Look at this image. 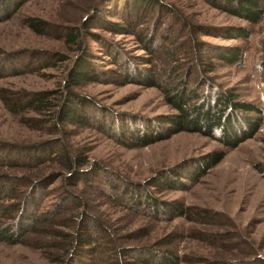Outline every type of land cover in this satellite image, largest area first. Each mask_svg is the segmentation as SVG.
I'll return each mask as SVG.
<instances>
[{
	"label": "rangeland",
	"instance_id": "rangeland-1",
	"mask_svg": "<svg viewBox=\"0 0 264 264\" xmlns=\"http://www.w3.org/2000/svg\"><path fill=\"white\" fill-rule=\"evenodd\" d=\"M117 1L27 0L10 19L0 22V69L8 72L0 78V152L3 151L0 153V178L6 175L3 180H37L57 174L56 181L45 189L48 191L41 205L42 211H54L64 202V194L59 189L61 180H68L70 174L61 167L60 157L51 154L43 157L48 159L42 163H29L19 158L11 160L5 156L7 149L1 144L21 147L44 141L50 144L65 142L74 153L85 154L91 163L83 168L88 183L79 184L76 190L81 203L84 202V213L102 222L117 244L168 247L182 257L183 263L206 259L264 264V114L259 131L236 148L224 147L213 137L188 131L144 147H128L113 138L116 126L128 124L134 130L158 115L175 112L156 87L106 82L75 86L73 89L91 102L89 112L93 124L88 126L54 123L48 111L36 112L25 107L28 93L42 90L58 92L53 102L62 103L66 69L79 50L64 42L57 27L50 33L37 34L24 23V18L39 17L58 27L79 25L94 6L107 11L109 7H119L122 11V2ZM160 1L171 13L160 27L165 30L166 37L164 40L157 38L156 43L173 48L177 56L173 63L186 61L188 65L192 53L196 55L197 49L184 43L189 34L201 43L202 54L209 49L219 52L229 46H239L242 53L239 63L226 64L216 60L215 69L207 74L217 86L231 90L240 100L256 104L264 111V71L259 63L264 56V16L260 22L250 23L215 7L210 0ZM110 19L119 21L117 17ZM180 21L184 26L182 32L185 35L182 36L177 34ZM237 27L248 29L249 37L230 38L228 34ZM91 30L115 43L135 62H141L140 57L146 56L140 43L131 35L113 34L99 28ZM84 40L95 56L93 62L97 69L113 66L97 42L88 36ZM53 52L62 53L64 60H56L54 65L46 59ZM11 67L16 69L11 71ZM14 70L17 73H13ZM16 96L22 98L23 107L12 111L5 100H14ZM216 149L225 150L224 158L187 190H154L161 199H179L185 205L210 209L213 212L211 219L199 221L175 217L167 221L133 212L111 200L109 192L95 180L119 175L121 179L142 181L185 158H197ZM10 200L8 197L4 202ZM73 208L69 206L68 212H62L63 217L57 223L38 224L36 230L26 234L23 243L0 242V264H73L72 252H68L67 245L71 241V231L80 219L75 221L72 216H79L82 207L70 212ZM133 231H136L137 239H129L128 234ZM54 256L57 259H53ZM104 262L92 258L89 264ZM123 264L141 263L128 261Z\"/></svg>",
	"mask_w": 264,
	"mask_h": 264
},
{
	"label": "trees",
	"instance_id": "trees-1",
	"mask_svg": "<svg viewBox=\"0 0 264 264\" xmlns=\"http://www.w3.org/2000/svg\"><path fill=\"white\" fill-rule=\"evenodd\" d=\"M26 1L0 0V22L10 19ZM210 1L215 7L250 23H258L264 16L263 0ZM117 2H122V11L118 10L119 7H109L107 11L98 10L94 6L92 12L84 17L79 25L58 27L57 24L39 17L24 18V23L37 34L50 33L49 31L57 27L64 42L79 50L66 69L62 103L53 102L57 99L58 92L42 90L28 93V97L24 100L26 108L36 112L48 111L54 123L66 122L88 126L93 124V116L89 112L91 102L87 97L76 92L73 89L75 86L87 82L140 83L147 87L158 88L175 112L158 115L151 121L143 122L142 126L134 130H131L128 124L116 126L117 132L113 138L118 143L128 147H144L168 139L175 133L188 131L213 137L224 147L236 148L245 140L254 137L262 126L263 109L251 102L240 100L231 90L217 86L207 74L215 69L216 60L226 64L239 63L242 57L239 46H229L219 52L209 49L206 54H202L203 50L199 46L201 43L189 34L190 37L186 38L184 43H189L188 47L197 49L196 55L193 56L192 53L188 65L186 61L173 63L177 57L173 48L156 43L157 38L165 39V30L160 27L165 22L166 16L171 13L164 3L160 0H118ZM106 15L109 18H106ZM110 17H117L119 21L111 20ZM180 23L177 34L182 36L185 35L182 32L183 21ZM93 28L113 34L133 36L140 43L146 56L140 57L141 62H135L115 43L101 33L92 31ZM249 35L250 32L245 27H237L232 34H228L230 38L243 39L248 38ZM85 36L90 37L104 49L113 66L100 70L95 67L96 64L93 62L95 56L85 44ZM182 43L183 41L180 42ZM10 55L12 56L11 53ZM63 57L62 53L53 52L46 59H50L56 65V60L62 61ZM259 63L264 71V56ZM13 68H10L11 71ZM7 73L0 69V78ZM12 100H5L12 111L23 107L21 97L16 96ZM1 145L2 148L7 149V152H4L5 156L10 157L11 160L19 158L29 163L31 161L42 163L51 154L58 155L62 160L61 167L70 174L68 180H61L63 182L60 183L59 189L60 193L64 194L62 197L64 202L58 204L54 211L48 209L42 211L41 205L48 191L45 189L56 181L57 174L52 173L37 180L9 178L3 180L6 175L0 178V242L8 244L25 242L26 234L36 230L38 224L57 223L58 219L63 217L62 212H68L69 210L66 209L71 206L74 208L70 212L75 209L78 211L77 208L82 207L79 216L76 218L72 216L75 221L77 218L80 219L72 229L71 241L67 245L68 252H72L73 264H89L92 258L105 261V264H123L128 261L141 264H250L245 261L225 262L206 259L196 262L185 260L183 263L182 257H178L168 247L119 245L102 222L84 213V202L81 203V197L77 195L79 184L88 183L87 177L84 176L86 170L83 169L89 164L85 154L74 153L69 145L61 141L52 144L44 141L21 147L7 143ZM225 154V150L216 149L197 158H185L172 167L158 170L142 181L121 179L119 175H107L105 178L95 180H98L100 186L109 192L111 200L133 212L159 220L171 221L175 217H183L188 220L203 221L211 219L213 212L210 209L185 205L179 199H161L155 195L154 190L160 192L166 189L187 190L193 182H197L212 166L219 163ZM45 156L46 159H43ZM20 188L22 189L18 192ZM8 197L11 198L10 202H4ZM136 234V231L130 232L129 239H137ZM53 259H57V256Z\"/></svg>",
	"mask_w": 264,
	"mask_h": 264
}]
</instances>
